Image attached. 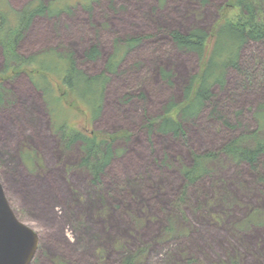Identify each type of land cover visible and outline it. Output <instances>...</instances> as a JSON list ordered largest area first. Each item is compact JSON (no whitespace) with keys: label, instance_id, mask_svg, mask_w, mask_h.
Returning a JSON list of instances; mask_svg holds the SVG:
<instances>
[{"label":"rangeland","instance_id":"rangeland-1","mask_svg":"<svg viewBox=\"0 0 264 264\" xmlns=\"http://www.w3.org/2000/svg\"><path fill=\"white\" fill-rule=\"evenodd\" d=\"M227 1L0 0V10L12 19L30 3L56 11L37 15L22 30L17 55L38 56L29 72L4 80L0 103V181L16 215L39 235L30 264H122L127 257L137 264H264V155L251 167L220 152L196 182L182 174L193 154L219 151L257 128L255 111L264 103V42L244 45L242 71L229 70L224 88H214L213 103L232 126L212 119L206 109L183 123L185 136L157 129L164 107L182 101L199 71L197 55L177 47L170 32L211 30ZM259 15L264 21V4ZM135 37L141 42L105 83L98 117L87 122L62 101L51 117L35 81L42 87L54 81L61 93L65 86L58 82L73 80L68 68L52 80L59 52L73 54L77 67L94 76L105 72L118 44ZM4 39L0 72L6 63L23 67L10 60ZM94 45L101 57L88 60L84 54ZM36 67L43 69L41 76L30 72ZM164 71L171 72V81ZM52 119L77 121L82 130L130 134L115 142L116 157L101 183H91L81 166V145L67 147Z\"/></svg>","mask_w":264,"mask_h":264},{"label":"trees","instance_id":"trees-1","mask_svg":"<svg viewBox=\"0 0 264 264\" xmlns=\"http://www.w3.org/2000/svg\"><path fill=\"white\" fill-rule=\"evenodd\" d=\"M207 0H204L206 2ZM3 3L4 0H2ZM264 0H228L220 10V18L213 25L211 30L204 28H193L188 32L172 30L170 36L174 43L182 50L194 52L199 60V71L194 74L184 88L181 102L170 101L163 109V115L157 121L158 131L165 134H173L176 137L185 136L183 123L192 120L207 109L212 119L222 120L224 125L232 126L213 103L214 88H224L227 82V74L231 69L242 71L240 66V54L242 47L250 42H264V21L260 18L261 6ZM48 5L40 2L30 3L20 12H13L14 19L0 10V42L7 36V49L10 60L20 61L23 67H10L5 64L4 70L0 72V103L4 101L3 83L9 78L10 73H19L23 69L28 71L29 65H33L35 57L17 55L15 46L22 37V30L30 25L37 15L54 14L56 11ZM7 15V16H6ZM6 24V25H5ZM3 37V38H1ZM141 42L138 37L129 38L125 44L116 47L115 53L107 59L105 72L89 76L79 69L73 54L63 55L59 52L60 60L57 63V72L52 80H57L58 75L66 71L67 78L73 80L58 82L64 85L65 89L59 91L56 85L50 82L49 87H42L33 77L35 86L41 90L44 100L47 103L51 117L57 114L58 103L64 102L68 107L86 116L87 122L94 120L101 113L103 106L105 83L116 74L119 63L125 57L127 51ZM88 60H97L101 57V50L94 45L86 50L84 54ZM13 58V59H12ZM45 59V58H44ZM46 60V59H45ZM37 62H40L37 60ZM10 71V72H9ZM29 72V71H28ZM31 73L41 76L43 69L34 68ZM58 73V74H57ZM165 79H172L171 72L162 73ZM61 89V88H60ZM143 95V94H142ZM132 96H128L131 99ZM78 100V101H77ZM55 108V109H54ZM67 108V107H66ZM60 110H58L59 113ZM258 126L249 133H243L224 143L219 151H210L193 154L191 165L183 167L182 174L188 183H194L208 173L207 162L216 159L220 152L226 153L237 163H247L251 167L256 166L258 160L264 155V103L260 104L255 111ZM52 119V120H53ZM64 122L53 120L54 127L58 131L67 147L73 143H79L83 151L81 166L87 168L91 175V183H101L107 167L116 157L117 150L115 142L120 139H129L130 134L125 131L114 134H104L98 130H82L76 125L77 121ZM150 123L149 129L153 127ZM263 131V132H262ZM122 264H137L135 259L127 257ZM231 264H240L232 261Z\"/></svg>","mask_w":264,"mask_h":264},{"label":"water","instance_id":"water-1","mask_svg":"<svg viewBox=\"0 0 264 264\" xmlns=\"http://www.w3.org/2000/svg\"><path fill=\"white\" fill-rule=\"evenodd\" d=\"M38 243V233L16 215L0 181V264H30Z\"/></svg>","mask_w":264,"mask_h":264},{"label":"bare ground","instance_id":"bare-ground-1","mask_svg":"<svg viewBox=\"0 0 264 264\" xmlns=\"http://www.w3.org/2000/svg\"><path fill=\"white\" fill-rule=\"evenodd\" d=\"M55 109V108H54Z\"/></svg>","mask_w":264,"mask_h":264}]
</instances>
